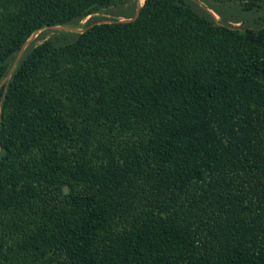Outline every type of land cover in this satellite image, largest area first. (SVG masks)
<instances>
[{"label":"trees","instance_id":"trees-1","mask_svg":"<svg viewBox=\"0 0 264 264\" xmlns=\"http://www.w3.org/2000/svg\"><path fill=\"white\" fill-rule=\"evenodd\" d=\"M123 1L0 0V264H264V0H143L10 71Z\"/></svg>","mask_w":264,"mask_h":264},{"label":"rangeland","instance_id":"rangeland-1","mask_svg":"<svg viewBox=\"0 0 264 264\" xmlns=\"http://www.w3.org/2000/svg\"><path fill=\"white\" fill-rule=\"evenodd\" d=\"M200 3L205 5L214 15L215 19L219 22L222 20L227 23L230 26H235L241 28L245 22L249 21V16L244 17L242 19H236L235 16L237 13H234L237 8L245 7V5L242 3V0H228L223 4H220V10L221 15H219L217 12H215L204 0H198ZM143 0H126L123 2H117L111 6H108L106 8H102L99 11H96L92 14L87 15L84 17L79 23L73 26H62L57 25L54 27H46L44 29H40L36 32H34L25 42L23 47L18 51L16 56L12 59V66H10V71L13 68L14 63L18 59V57L21 55L23 50L28 44H36L40 41H42L44 38L52 35L53 33L57 32V29H70V30H79L83 28V25L87 21H99V20H111V19H120V20H126L129 19L127 15L136 8V12L140 5L142 4ZM258 14L257 17L259 19H263L264 17V2L261 4V6L257 9ZM223 16V18L221 17ZM9 76L8 75L2 80H7ZM50 191H48V196L52 198V200H61L64 196V192L62 190V187H56L51 186Z\"/></svg>","mask_w":264,"mask_h":264}]
</instances>
